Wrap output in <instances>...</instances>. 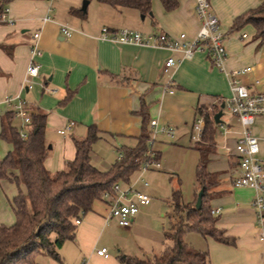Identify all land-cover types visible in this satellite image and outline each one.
Masks as SVG:
<instances>
[{
	"label": "crops",
	"instance_id": "1",
	"mask_svg": "<svg viewBox=\"0 0 264 264\" xmlns=\"http://www.w3.org/2000/svg\"><path fill=\"white\" fill-rule=\"evenodd\" d=\"M80 1L0 0L2 11L9 7L6 17L0 20V160L14 149L13 143L2 136L7 113L13 110L6 102L9 96L15 97L14 103L21 97L30 113L47 114L46 143L50 152L45 165L53 172L75 158L74 138L86 137L91 125L101 133L93 145L92 162L106 170L120 157L122 147L137 144L145 129L151 135L150 122L157 119L160 126L174 127L176 134L157 135L153 150L159 153L160 166L148 171L179 173L191 152H196L197 164L200 159L203 145L196 142L193 132L199 111L206 110L214 117L223 109L221 122L216 123V143L210 148L208 169L217 175L218 183L209 190V202L212 209H221L217 227L233 237L235 244L195 231L187 232L185 240L195 249L208 252L210 264H264V210L260 219L253 205L255 191L233 183L240 172L237 144L242 125L225 108L226 99L232 94L228 75L232 71L251 67L241 74L240 80L252 93L264 91V42L256 36L251 23L233 29L238 16L257 8L264 0H211L225 34L228 57L224 69L214 65L205 50H198L192 58H184L168 70L166 60L181 59L182 52L104 40L100 34L105 27L110 34L130 28L144 34L166 33L175 38L186 33L194 38L201 26L195 0H178L177 8L171 11L165 9L161 0H152L151 15L98 0L88 1L91 11L87 13ZM63 26L73 29L71 36L64 35ZM37 30L41 34L35 39ZM35 43L41 53L33 56ZM32 61L40 65V72L32 78V88H28L25 79ZM22 123L15 113L11 125L19 129ZM223 126L230 127V131L225 133ZM61 129H66L64 134L59 132ZM252 132L259 138V155L264 157V115L255 117ZM177 157L182 159L179 165L174 164ZM148 171L143 174L144 179ZM11 172L19 175L18 169ZM171 178L169 203L174 190L184 192L183 178L179 174L175 182ZM194 184L189 198L183 193L185 202L197 199L196 172ZM136 186L151 199L131 225L121 226L110 217L109 200L98 199L77 225L75 238L59 249L60 260L42 254L40 264H123L119 259L122 254L142 259L162 254L171 244L165 234L177 216L174 211L160 212L164 200L152 197L147 190L150 183L138 182ZM0 187L8 191L12 207L18 185L3 179ZM21 187L25 189L23 184ZM160 214L171 220L168 229L160 221ZM155 219L156 225L151 223ZM10 221L0 213V223L11 225L15 219ZM102 247L108 249L109 257L97 253Z\"/></svg>",
	"mask_w": 264,
	"mask_h": 264
},
{
	"label": "trees",
	"instance_id": "2",
	"mask_svg": "<svg viewBox=\"0 0 264 264\" xmlns=\"http://www.w3.org/2000/svg\"><path fill=\"white\" fill-rule=\"evenodd\" d=\"M98 1L115 7L135 8L144 15H151L153 11L152 0ZM161 2L168 11L178 6V0ZM80 14L85 15V12ZM247 23L255 26L256 36L264 42V1L238 16L233 29ZM199 114L205 119L203 140L199 142L203 147L199 149L196 168L197 190L204 188L201 207H196L197 199L185 202L182 190H174L171 203L177 220L165 234L171 244L152 259L122 254L119 259L123 264H210L208 252L195 249L185 240L189 231L225 244H235L233 237L217 227L218 216L212 213L209 202V190L218 183L217 175L208 169L210 148L216 143V122L206 110H200ZM14 116V110L7 113L2 133L13 143L14 149L0 160V181L10 179L18 185L19 191L11 201L15 222L11 225L0 223V264H40L42 254L60 260L59 249L76 236L75 219L91 211L96 200L105 199V193L112 192L115 183L131 182L142 164L150 159V135L145 129L135 146L122 147L121 156L112 166L101 170L92 162L93 145L101 133L91 125L86 137L74 138L75 158L68 160L63 169L53 172L45 165L50 152L46 143L47 114L30 113L31 123L25 138L11 125ZM153 159H159V153H155ZM13 169H18L19 175L13 174Z\"/></svg>",
	"mask_w": 264,
	"mask_h": 264
},
{
	"label": "built area",
	"instance_id": "3",
	"mask_svg": "<svg viewBox=\"0 0 264 264\" xmlns=\"http://www.w3.org/2000/svg\"><path fill=\"white\" fill-rule=\"evenodd\" d=\"M195 10L201 21L200 29L194 38H189L186 33H181L179 37H170L166 33L144 34L139 30L122 28L116 33H109L105 27L100 34V38L121 43L151 46L156 48L169 49L171 51H180L183 53L181 59L169 57L165 62V69L173 67L184 58H192L198 50H205L208 57L217 67L224 69L228 57L225 46V34L221 29V23L218 15L213 11L211 0H195ZM9 12V7H5L0 14V20L5 18ZM62 31L69 37L73 29L63 26ZM40 30L35 31L34 38L40 37ZM246 36V35H245ZM41 53L37 43L32 47V55ZM251 70V67L232 71L228 73L231 85V96L226 99L225 108L236 115L242 125L241 138L237 144V152L240 156V172L234 178L235 186H248L255 191L253 205L259 212V218H262L261 212L264 210V157H260L259 138L253 134L252 125L255 117L264 115V91L252 93L246 84L242 83L240 76ZM40 72V65L32 61L27 68V77L25 82L28 88H32V78L37 77ZM174 90H170L173 92ZM6 97V102L12 105L16 115L23 121L19 128L22 137L27 136V129L31 123L30 112L26 107L25 101L21 97ZM205 119L199 114L193 125L194 139L196 142L203 140ZM68 125L67 128H70ZM152 128L149 138V155L138 171V176L129 183L117 182L113 185L112 192L105 193V199L109 200L110 217L115 218L121 226L131 225L133 218L140 212L142 206L146 205L151 199L145 191L137 188L136 184L142 182L148 185V181L143 178V174L152 168L160 166V161L153 159L155 151L153 144L158 134H165L168 137H174L176 129L170 126H160L157 119L150 122ZM224 132L230 131V127L223 126ZM66 129L59 132L64 134ZM121 156V153H120ZM221 209H212L214 215H218ZM82 218L75 219V224L81 223ZM97 253L104 257H109L110 253L106 247L97 250Z\"/></svg>",
	"mask_w": 264,
	"mask_h": 264
},
{
	"label": "rangeland",
	"instance_id": "4",
	"mask_svg": "<svg viewBox=\"0 0 264 264\" xmlns=\"http://www.w3.org/2000/svg\"><path fill=\"white\" fill-rule=\"evenodd\" d=\"M85 1H90V0H81L80 1L81 6L85 3ZM93 2L96 3V0H93ZM89 11H91V7L90 9L88 7L86 12L89 13ZM227 115H230V114L228 113ZM177 158H174V160H176L174 163L175 165H179L182 162V159L180 157H177ZM197 159L198 157L196 155V152L195 153L191 152V154L189 155V158H185V161H184L185 163L183 164V168L180 169L179 173L178 172L176 173L161 172L160 173V172L148 171L145 174V179L150 183V186L147 188V190L150 192L152 197L160 201H162V199L164 200L163 201L164 203L161 205V211H160L162 214L172 213L174 211L172 204L169 203L170 201L168 200L172 192L173 181L171 177L174 178V182H175L176 181L175 178L177 177V174H179L183 178L182 187L184 191L183 192L184 197L189 198L192 195L194 191V185H196L194 183H195V172H196ZM8 197H9L8 191L5 188L0 187V213L5 218V220H7V222L12 223V221L10 220H12L13 218V221H14V219L16 218H15L13 209L10 206ZM165 200H168L167 201L168 203L165 202ZM162 214H160L159 219L160 221H162L164 224L167 225L166 228L168 229L169 226L171 225V220L169 219V217H163ZM156 222H157V219L151 220V223H154L155 225H156ZM140 256H142V253L140 254Z\"/></svg>",
	"mask_w": 264,
	"mask_h": 264
},
{
	"label": "water",
	"instance_id": "5",
	"mask_svg": "<svg viewBox=\"0 0 264 264\" xmlns=\"http://www.w3.org/2000/svg\"><path fill=\"white\" fill-rule=\"evenodd\" d=\"M87 4H88V1H85L84 5H83V9L84 10H87ZM142 17L144 18V15ZM223 107H224V105H222V108ZM222 115H223V109L218 111L215 114L214 119H215L216 123H220L221 122ZM203 196H204V188H201L200 191L198 192V197H197V201H196V207L197 208L201 207L202 202H203Z\"/></svg>",
	"mask_w": 264,
	"mask_h": 264
}]
</instances>
